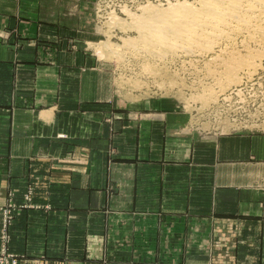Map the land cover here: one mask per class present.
Returning a JSON list of instances; mask_svg holds the SVG:
<instances>
[{
	"label": "crops",
	"instance_id": "1",
	"mask_svg": "<svg viewBox=\"0 0 264 264\" xmlns=\"http://www.w3.org/2000/svg\"><path fill=\"white\" fill-rule=\"evenodd\" d=\"M98 35L86 0H0V237L13 205L20 264H264L253 139L120 100Z\"/></svg>",
	"mask_w": 264,
	"mask_h": 264
},
{
	"label": "rangeland",
	"instance_id": "2",
	"mask_svg": "<svg viewBox=\"0 0 264 264\" xmlns=\"http://www.w3.org/2000/svg\"><path fill=\"white\" fill-rule=\"evenodd\" d=\"M185 4L200 8L197 0H86V5L95 8L99 33L90 50L109 68L120 100H173L186 114L189 129L196 133L253 139L250 144L257 153L254 161L260 164V184L264 187V41L241 32L232 34L229 41L215 42L213 49L198 56L181 55L176 45L179 42L190 47L188 44L168 39L161 42L162 37L148 41L144 30L137 27L146 24L157 36L161 34L158 25L162 18L155 16L171 19L175 13L170 9ZM148 6L152 12L145 11ZM218 49L223 52L220 54ZM251 54L256 57L257 67L239 70L237 80L229 82L223 74L226 65ZM51 183L60 182L47 184ZM14 208L6 205L2 210L0 264H20L11 251L8 232Z\"/></svg>",
	"mask_w": 264,
	"mask_h": 264
},
{
	"label": "bare ground",
	"instance_id": "3",
	"mask_svg": "<svg viewBox=\"0 0 264 264\" xmlns=\"http://www.w3.org/2000/svg\"><path fill=\"white\" fill-rule=\"evenodd\" d=\"M197 1L200 4V8L197 5L198 8H194L185 4L170 9L175 13V16L171 19H165L159 15L155 16L157 19L162 18L160 20L161 26L158 25L160 27L159 29H161V34L157 36L152 34V32L155 33V30L149 28L146 24L142 27L140 24L137 27L144 30V37L148 41L157 38L160 39L161 37V42L162 40L167 41V39L171 40L173 43H175L174 41H182V43H186L190 47H184L178 42L175 48L178 53L195 54L197 56L202 54L205 50H208V48L213 49V46L215 47V42H219L223 39L227 40V38L229 39L232 34L239 35L241 32H246L249 34V37H255L259 41H264V0ZM149 8L151 7L148 6V9L145 11L152 12ZM218 52L221 54L223 50L218 49ZM242 58H244L242 61H232L226 65V70L223 71V74H226L229 82L237 80L236 73L239 70L244 68L251 70L257 67L256 57L252 54L249 56L245 55Z\"/></svg>",
	"mask_w": 264,
	"mask_h": 264
},
{
	"label": "built area",
	"instance_id": "4",
	"mask_svg": "<svg viewBox=\"0 0 264 264\" xmlns=\"http://www.w3.org/2000/svg\"><path fill=\"white\" fill-rule=\"evenodd\" d=\"M17 261V260H16ZM13 264H16V263H13Z\"/></svg>",
	"mask_w": 264,
	"mask_h": 264
}]
</instances>
